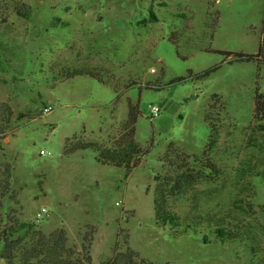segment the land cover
<instances>
[{"label": "rangeland", "instance_id": "rangeland-1", "mask_svg": "<svg viewBox=\"0 0 264 264\" xmlns=\"http://www.w3.org/2000/svg\"><path fill=\"white\" fill-rule=\"evenodd\" d=\"M249 5L0 0L1 214L45 234L65 229L77 256L93 238L91 264L115 252L136 253L135 264H264V112L254 114L264 65L234 58L259 42ZM80 72L95 77H70ZM129 102L146 151L138 165L102 164L93 149L64 153L71 137L114 147ZM210 123L218 137L204 155ZM177 151L210 158L218 171L169 199L180 235L154 210L156 175ZM43 207L50 214L37 222Z\"/></svg>", "mask_w": 264, "mask_h": 264}, {"label": "trees", "instance_id": "trees-1", "mask_svg": "<svg viewBox=\"0 0 264 264\" xmlns=\"http://www.w3.org/2000/svg\"><path fill=\"white\" fill-rule=\"evenodd\" d=\"M234 58L258 62L259 64L264 63V56L261 51L258 54L240 53L235 55ZM81 74L95 77V74L89 72L76 73L70 77ZM255 97L257 103L254 114L258 115L259 110L261 113L264 112V94L259 91V88L256 90ZM138 114V107L129 102V115L124 124V133L114 147L71 137L66 140L64 153L71 154L77 150L93 149L98 152V160L102 164L125 167L128 171L131 170L138 165L142 156L146 153L135 138ZM260 116L263 117V114ZM210 124L211 134L204 155L211 151V147L215 145L218 137L217 127L212 123ZM176 158L178 161L175 160ZM204 159L203 162L197 156L192 158L184 152L177 151L174 157L168 159L169 168L167 173L163 177L156 175L155 218L159 224L169 225L175 235L183 233L182 231H173V227L180 226L181 223H179V218L170 210L169 199L188 192L198 182L207 181L209 176H214L218 172L216 166L211 163L210 158L205 157ZM192 160L197 167L191 166ZM2 197L4 196L0 197V209L3 206L4 198ZM215 234L223 240L236 238L233 231L223 228H217ZM86 241L88 245H85L82 253L77 256L78 252L68 247V237L65 229L58 228L50 234H45L38 230L35 222L22 221L18 217H14L12 221H9L8 217H4L0 211V259L7 261L8 264H91L90 245L93 238ZM133 255L136 256L137 254L131 252L130 255H127L115 252L109 264H135L132 259ZM17 260H19V263H17Z\"/></svg>", "mask_w": 264, "mask_h": 264}, {"label": "crops", "instance_id": "crops-1", "mask_svg": "<svg viewBox=\"0 0 264 264\" xmlns=\"http://www.w3.org/2000/svg\"><path fill=\"white\" fill-rule=\"evenodd\" d=\"M233 0H230L232 2ZM250 10L247 12L249 15L246 20L250 23L253 34L259 40L258 44L253 48L252 52H243L246 54H261L264 56V0H249ZM264 65V63L262 64ZM0 264H7L5 260L0 259Z\"/></svg>", "mask_w": 264, "mask_h": 264}, {"label": "built area", "instance_id": "built-area-1", "mask_svg": "<svg viewBox=\"0 0 264 264\" xmlns=\"http://www.w3.org/2000/svg\"><path fill=\"white\" fill-rule=\"evenodd\" d=\"M54 109V107L52 105H47L43 108V113L44 114H48L50 112H52ZM152 110H153V115L157 116L160 113V107L156 104H154L152 106ZM41 154H46V152L44 150H41L40 152ZM50 214V211L48 208L43 207L36 215V221L39 222L41 220H43L46 216H48Z\"/></svg>", "mask_w": 264, "mask_h": 264}]
</instances>
